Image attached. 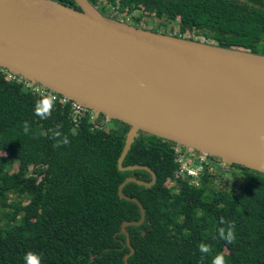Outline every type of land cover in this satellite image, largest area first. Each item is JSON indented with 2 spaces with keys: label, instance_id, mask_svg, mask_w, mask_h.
<instances>
[{
  "label": "trees",
  "instance_id": "trees-1",
  "mask_svg": "<svg viewBox=\"0 0 264 264\" xmlns=\"http://www.w3.org/2000/svg\"><path fill=\"white\" fill-rule=\"evenodd\" d=\"M54 1L78 9L73 0ZM111 6L117 14L141 13L132 17L136 27L144 18L158 20L155 32L177 26L178 34L169 35L264 56V2L105 0V9ZM49 98L0 73V264H24L30 251L42 264H125L130 249L121 227L141 213L119 198V187L131 176L151 182L146 172L118 168L129 126L113 121L114 128H99L52 98L45 114ZM136 165L149 167L157 182L124 190L146 210L142 226L127 228L135 250L129 264H212L217 254L225 264H264V175L234 165L233 176L245 185L225 180L216 189L222 175L211 167L200 185L192 184L178 176L172 146L144 133L124 162ZM230 225L231 243L220 236Z\"/></svg>",
  "mask_w": 264,
  "mask_h": 264
},
{
  "label": "water",
  "instance_id": "water-1",
  "mask_svg": "<svg viewBox=\"0 0 264 264\" xmlns=\"http://www.w3.org/2000/svg\"><path fill=\"white\" fill-rule=\"evenodd\" d=\"M80 8L54 0H0V68L54 95L74 101L105 122L129 126L118 160L122 173L143 171L151 182L128 177L151 189L156 174L146 166H124L141 133L170 146L264 175V56L135 27L103 16L88 0Z\"/></svg>",
  "mask_w": 264,
  "mask_h": 264
},
{
  "label": "built area",
  "instance_id": "built-area-1",
  "mask_svg": "<svg viewBox=\"0 0 264 264\" xmlns=\"http://www.w3.org/2000/svg\"><path fill=\"white\" fill-rule=\"evenodd\" d=\"M0 73L2 75H5L6 77H8L9 80H11V81L24 84V86H26V88H29V89L32 88L35 93H39L42 96L50 97L54 101L57 99H60L61 103L64 106H68V104H70L71 109L76 111V113H78V114L91 113L93 115V112H91L88 109L82 108L81 106H79L74 101H71L70 99H67V98L60 97L58 95H54V94H52L46 90L39 88L38 86L34 87L35 85H33L31 83H27L24 80L18 78L17 76L12 75L7 69L0 68ZM179 149H183L185 151V154L193 155L192 153H195V152L188 151L185 148H179V147L175 149L177 153H180L182 151ZM205 158L206 157L201 158L197 155L192 159V161H184L183 160L180 163V166L178 169V176H183L184 178L189 179L192 184H195V185L198 184L200 182L201 178L203 177V175L205 174V171L211 170V167H212L208 162H205V161L200 162L201 160H204ZM222 167H224V166H222Z\"/></svg>",
  "mask_w": 264,
  "mask_h": 264
},
{
  "label": "flooded vegetation",
  "instance_id": "flooded-vegetation-1",
  "mask_svg": "<svg viewBox=\"0 0 264 264\" xmlns=\"http://www.w3.org/2000/svg\"><path fill=\"white\" fill-rule=\"evenodd\" d=\"M100 2L102 3V5L103 6H101V5H97V6H95L96 8H97V10L98 11H100V13L101 12H104L105 13V0H100ZM93 6V5H92ZM78 7V6H77ZM101 7H103L102 9H101ZM112 7V6H111ZM114 8V7H113ZM77 10H80V8L78 7V9ZM113 11H115L116 12V10H115V8H114V10ZM141 14H139L138 16H140ZM104 16V15H103ZM138 16H136V17H138ZM115 17V19H120L119 17H121V18H123L122 20L124 21V22H129V21H127V19H126V17H127V15L126 14H117L116 13V16H114ZM129 18H130V20L132 21V22H129V24H134V19L132 18V17H135V16H128ZM114 19V18H113ZM144 23L148 26V27H155V29L157 28V27H159V26H161V21H158L157 20V23H150V24H148L147 22H146V19L144 18L143 20H142V22H138V26H141V27H145L144 26ZM134 26V25H133ZM136 27V26H135ZM163 28V27H162ZM205 42V43H208V42H211L210 40H206V39H200V42ZM55 101H57V102H59L60 104H61V100L60 99H57V100H55ZM63 105V104H62ZM64 106V105H63ZM65 107H67L71 112H72V114H73V116H74V118L76 119V118H86V119H88L90 122H91V124L92 125H94V126H97V127H99V128H107V125H108V123H111L112 125H114L113 124V122H105V118H103V117H100V118H96L95 117V115L93 114H91V113H82V114H78V113H76V111H74V110H72L71 109V105L70 104H68V106H65ZM115 126H113V128H114ZM108 129H111V128H108ZM176 148H178V147H175V146H172V149H173V151H174V157H175V164L177 165V173H178V169H179V166H180V163L184 160V161H192V159L195 157V156H197V154L196 153H192L193 155H191V154H185V151L183 150V149H179V150H182L180 153H177L176 152ZM208 162L212 167H214V168H216L218 171H221V169H222V166H219V164H212V162H213V160L211 159V158H209V157H206L204 160H201L200 162ZM230 169H228V167L226 168V169H228V170H230V171H232L231 173H233L234 171L236 172V170L235 169H233L234 167H229ZM208 171H211V170H208ZM183 177V176H182Z\"/></svg>",
  "mask_w": 264,
  "mask_h": 264
},
{
  "label": "rangeland",
  "instance_id": "rangeland-1",
  "mask_svg": "<svg viewBox=\"0 0 264 264\" xmlns=\"http://www.w3.org/2000/svg\"><path fill=\"white\" fill-rule=\"evenodd\" d=\"M253 2H257V3H260V4H262L263 2H264V0H252ZM95 7V6H94ZM96 8V7H95ZM103 7H101V9H102ZM103 10V9H102ZM100 12V11H99ZM101 14L102 15H104V16H106V17H108V18H114V16H116V12L115 11H113V7H108V8H106V10H105V13L104 12H101ZM139 14H141V13H138V12H136V13H134V15L133 16H138ZM120 19H116V20H118V21H121V22H124L122 19L123 18H121V17H119ZM126 19H127V21H129V22H132L131 20H130V18L127 16L126 17ZM128 22V23H129ZM176 25V24H175ZM144 26L145 27H140V28H142V29H147V30H151V31H156V29H155V27H148L145 23H144ZM157 32H160V33H164V34H171V33H174L173 35H176V34H178V28H177V26L176 27H174V26H171V27H163V28H160V29H158L157 30ZM202 39V38H201ZM200 40V39H199ZM203 42V41H202ZM107 128H113V125L111 124V123H108V125H107ZM212 164H219V163H217L216 161H214L213 160V162H212ZM219 166H221L220 164H219ZM227 167H222V169H221V171H218L217 169H213L212 170V172L213 173H215L216 172V174L217 175H222V177H221V179H218L217 181H214V184H213V188H216V189H218V188H220L221 186H222V182L223 181H225V180H229V182H230V185L232 186V187H240V184L242 185V186H244L245 185V183H246V180H241L242 179V176H237L238 178L236 179L234 176H233V173H231L232 171H230V170H228V169H230V168H228V169H226ZM237 171V170H236ZM29 174H31V173H29ZM241 180V181H240ZM172 185L173 186H176V183H172ZM197 185H200V182L197 184ZM10 198L13 200V201H18V198H16L15 196H10ZM8 210H5V212H7Z\"/></svg>",
  "mask_w": 264,
  "mask_h": 264
},
{
  "label": "clouds",
  "instance_id": "clouds-1",
  "mask_svg": "<svg viewBox=\"0 0 264 264\" xmlns=\"http://www.w3.org/2000/svg\"><path fill=\"white\" fill-rule=\"evenodd\" d=\"M43 104L45 106L44 111L45 114H50V110L53 104V101L51 98L49 99H45L43 101ZM37 115H41L40 111L37 108ZM42 118H44L42 116ZM25 132H27V126H25ZM57 135H59V133H57ZM65 143H67V140H65ZM223 222V221H222ZM220 236L222 239H226L229 243H231L234 240V226H229L228 230H227V236H225V230L224 229H220ZM199 251L202 254H206L209 251V246L205 245V244H200L199 245ZM24 264H42V257L40 254L34 253V252H28L27 254H25L24 256ZM212 264H225V260L224 257L222 256V254H217L213 260H212Z\"/></svg>",
  "mask_w": 264,
  "mask_h": 264
}]
</instances>
